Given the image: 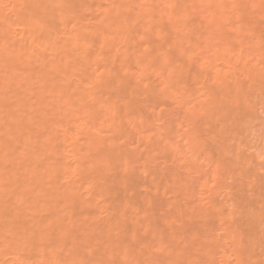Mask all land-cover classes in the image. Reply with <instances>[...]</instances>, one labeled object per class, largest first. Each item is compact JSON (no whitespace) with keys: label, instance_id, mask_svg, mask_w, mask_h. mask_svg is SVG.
I'll return each instance as SVG.
<instances>
[{"label":"bare ground","instance_id":"6f19581e","mask_svg":"<svg viewBox=\"0 0 264 264\" xmlns=\"http://www.w3.org/2000/svg\"><path fill=\"white\" fill-rule=\"evenodd\" d=\"M0 264H264V0H0Z\"/></svg>","mask_w":264,"mask_h":264}]
</instances>
